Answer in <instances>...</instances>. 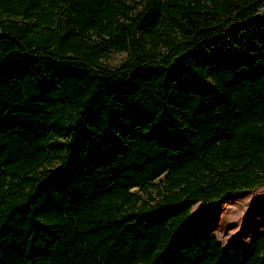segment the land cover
<instances>
[{
	"label": "trees",
	"instance_id": "1",
	"mask_svg": "<svg viewBox=\"0 0 264 264\" xmlns=\"http://www.w3.org/2000/svg\"><path fill=\"white\" fill-rule=\"evenodd\" d=\"M263 5L0 0V264H264L191 211L264 184Z\"/></svg>",
	"mask_w": 264,
	"mask_h": 264
},
{
	"label": "rangeland",
	"instance_id": "2",
	"mask_svg": "<svg viewBox=\"0 0 264 264\" xmlns=\"http://www.w3.org/2000/svg\"><path fill=\"white\" fill-rule=\"evenodd\" d=\"M264 15V5L255 13ZM125 52H112L105 60L117 64ZM191 208L210 223L223 245L245 244L264 230V184L228 191L213 200H198Z\"/></svg>",
	"mask_w": 264,
	"mask_h": 264
},
{
	"label": "water",
	"instance_id": "3",
	"mask_svg": "<svg viewBox=\"0 0 264 264\" xmlns=\"http://www.w3.org/2000/svg\"><path fill=\"white\" fill-rule=\"evenodd\" d=\"M254 17H257V16L254 14ZM261 17H264V15H262Z\"/></svg>",
	"mask_w": 264,
	"mask_h": 264
}]
</instances>
